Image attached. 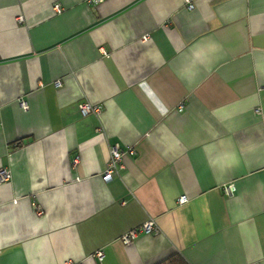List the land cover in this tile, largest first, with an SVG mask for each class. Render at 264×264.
Instances as JSON below:
<instances>
[{"label":"crops","instance_id":"0c3cea01","mask_svg":"<svg viewBox=\"0 0 264 264\" xmlns=\"http://www.w3.org/2000/svg\"><path fill=\"white\" fill-rule=\"evenodd\" d=\"M0 166V264H264V0H0Z\"/></svg>","mask_w":264,"mask_h":264},{"label":"built area","instance_id":"2783aa9c","mask_svg":"<svg viewBox=\"0 0 264 264\" xmlns=\"http://www.w3.org/2000/svg\"><path fill=\"white\" fill-rule=\"evenodd\" d=\"M94 1H97V0H94ZM188 6H191V4H188ZM52 7L55 11H59L61 9V6L58 2H54L52 4ZM59 83L60 82L58 79L54 81L55 85H59ZM21 104L25 106V103L23 101H21ZM181 109H182V106H181V103H179L177 106V110H181ZM78 111L81 115H85L87 113H93L95 115H98L100 111V106L97 103L84 101L78 104ZM96 129L99 130V128H96ZM124 153H129V154L133 153L132 147H127L125 150H123L119 147L117 143L110 144L108 159L101 173V178L103 179L104 182H109L112 179L113 172L116 171L117 167L121 166L120 161ZM75 161H76V158L73 159V162ZM9 175H10L9 170L0 166V182L7 180L9 178ZM219 189L222 191L223 194L230 195L232 194L234 190V185L232 182H227L225 184H222L219 187ZM185 200H186V197L184 194L177 197V202H183ZM120 202L122 203L124 202V200H121ZM140 232H143V233L157 232V226L155 224V221L152 218H147L140 224L134 227H131L127 229L126 231L122 232L118 236V239L122 243H129ZM95 253L98 257H101L102 255L100 250H97Z\"/></svg>","mask_w":264,"mask_h":264},{"label":"trees","instance_id":"16d2710c","mask_svg":"<svg viewBox=\"0 0 264 264\" xmlns=\"http://www.w3.org/2000/svg\"><path fill=\"white\" fill-rule=\"evenodd\" d=\"M159 264H180V262L178 260H176V257L171 256Z\"/></svg>","mask_w":264,"mask_h":264},{"label":"clouds","instance_id":"9594fccd","mask_svg":"<svg viewBox=\"0 0 264 264\" xmlns=\"http://www.w3.org/2000/svg\"><path fill=\"white\" fill-rule=\"evenodd\" d=\"M189 83H191V82H189Z\"/></svg>","mask_w":264,"mask_h":264}]
</instances>
